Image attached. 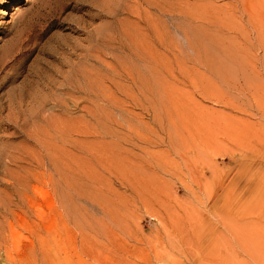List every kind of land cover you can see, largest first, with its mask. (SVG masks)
<instances>
[{
	"label": "rangeland",
	"instance_id": "obj_1",
	"mask_svg": "<svg viewBox=\"0 0 264 264\" xmlns=\"http://www.w3.org/2000/svg\"><path fill=\"white\" fill-rule=\"evenodd\" d=\"M150 1L0 0V264H190L192 217L264 214V0Z\"/></svg>",
	"mask_w": 264,
	"mask_h": 264
},
{
	"label": "bare ground",
	"instance_id": "obj_2",
	"mask_svg": "<svg viewBox=\"0 0 264 264\" xmlns=\"http://www.w3.org/2000/svg\"><path fill=\"white\" fill-rule=\"evenodd\" d=\"M148 1H150V0H148ZM166 2L167 1H165L164 3H163V1L162 2L157 1L155 4V7H157V10L161 14V16H163L164 18H169L171 21L174 22V24L176 23L175 24V30L179 36H182V38H179V39H182V40L184 39V42L176 41L174 39L175 37L174 38H172L173 36L171 37L170 31L166 32L165 29L163 28L162 33H160L159 30L156 31V32H159V33H157L158 35H157L156 39L158 40L157 44L159 45L160 49L163 52L168 53V54L175 56V57L179 56L181 54H183V57H184V55H186V57H187L188 53H191L193 55V54H196V51L200 53V51H199L200 49L198 50L197 49L198 47L196 45V40L199 38L196 39V34H195L199 30L195 31L194 27L196 25H194V23H192L194 21V18H196V17H194L195 13L188 10V13H189L191 20L188 21L189 24H185L184 21H183L184 23L182 22V19L188 18V14H187V12H185V9L187 11V8L185 7V9H183V10H179V9L177 10V8L176 9L172 8ZM151 3H152V1H150V4ZM7 5H9V4H6V6ZM181 5H184V2ZM189 7L191 8V7H193V5L189 6ZM190 8H188V9H190ZM248 16H249V14H248ZM250 16L252 17L253 15L250 14ZM251 17H249V18H251ZM192 25H194V26H192ZM151 27H153V26H151ZM195 29H196V27H195ZM153 30H155V28ZM258 36H259V39L261 40V33H258ZM185 42H187V44H186V46H185V44L183 46L182 44ZM260 46L264 49L263 43L261 41H260ZM144 52L146 53V50ZM144 52H143V54H144ZM185 52L187 54H185ZM199 53H197V54L199 55ZM192 55H190V56H192ZM194 56H196V55H194ZM144 58H142V59H144ZM151 59H154V58L150 57V60ZM181 59H183V58H181ZM186 60L188 62L189 59H186ZM191 60L193 62V59H191ZM144 61H145V59H144ZM146 62H149V61H146ZM179 62L181 64V62H185V61L182 60ZM188 63H190V65H191V62H188ZM151 65H153V64H151ZM151 68L153 69V66ZM177 68H178V66H177ZM85 77H86V75H85ZM87 79L88 78L86 77V80ZM89 80L90 79H88V82H89ZM89 83H91V82H89ZM88 86H89V84H88ZM60 87H61V89H59V90H61L62 92H65L67 95V92L69 91V80L65 79L64 83L61 84ZM58 93L60 94V92H58ZM56 96H58V95H56ZM53 98H55V97H53ZM64 99H68V98H64ZM53 101H55V100H53ZM58 103H60V102H58ZM63 105H67V104H63ZM148 112H149V110H148ZM64 116H66V115H64ZM42 148H45V147H42ZM54 157L57 158L56 156H54ZM57 163H56V159H51L48 163L49 169H47V174L49 177L47 179H48L49 183L52 185L55 184L54 183V181H55L54 177L55 176L53 175L54 173H52V171L57 170L59 176L62 175V171L59 170V167H58L59 165L57 166ZM21 187L23 188V185ZM21 187L19 186L15 190L16 196L19 200V203L17 205H15V208L17 207L16 210H19V211L20 210L22 211V203H24V202H22L23 197L27 196L24 193L25 190L22 192ZM13 209L11 208V203H10L9 207H7L8 212L11 214H14L15 212H13V211H15V210H13ZM215 220H217L219 222V224L221 225V227L224 231V234L226 232V233L230 234V237L226 236L227 234L224 235V234L219 233V232L215 233V231H214L215 234L211 235V234L207 233L208 235L206 236V234L204 233L205 229H204V231H202V229H200V225L204 224L205 221H210V220H204L202 218H198V216L192 217L190 220V224L187 226L186 231L182 234V237H181V244L185 248L184 249V256H185V259L188 263H190V264H250L249 262L245 261L246 260L245 257L248 256L253 260L254 264H264V214H258V216H256V217H252V216L250 217V216H246V215H231V214L219 215L218 217L217 216L215 217ZM2 225L4 226V224H2ZM14 228H16V227H14ZM0 233H3V231ZM0 243H1V241H0ZM2 244H3V242H2Z\"/></svg>",
	"mask_w": 264,
	"mask_h": 264
}]
</instances>
